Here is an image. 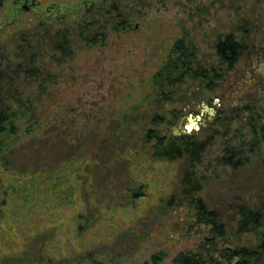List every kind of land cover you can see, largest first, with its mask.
Listing matches in <instances>:
<instances>
[{
  "label": "rangeland",
  "instance_id": "1",
  "mask_svg": "<svg viewBox=\"0 0 264 264\" xmlns=\"http://www.w3.org/2000/svg\"><path fill=\"white\" fill-rule=\"evenodd\" d=\"M100 1L7 0L0 4V46L15 48L13 58L16 59L21 34L40 19L50 15H69L77 10L70 16L74 18L88 5ZM131 1L133 7L143 5L137 4L140 0ZM24 4L29 5V10L23 8ZM142 11L134 16L135 29L131 32L111 31L107 44L83 48L71 65L54 66L62 76L51 88L52 97L45 101L41 126L24 134L23 125L20 137L15 138L12 152H9L11 164L7 167L0 159V264H90V260L83 257L88 252L98 253L100 259L108 262L120 260L122 264H154L153 256L161 258L159 264H174L176 257L183 252L201 250L210 253L206 248L212 246L205 237L213 235L211 225L197 223L194 210L188 207L190 205L170 211L159 208V200L175 192L181 184L186 166L184 161L149 163V152L130 151L129 146L122 148L113 160L115 138L112 133L125 113L131 112L140 118L141 113L152 109L147 102V105L140 102L150 90L153 73L167 59L168 48L184 33L194 38L206 63L216 61L220 64L216 43L218 37L230 33L238 35V39L247 33L257 35L251 39L261 38L264 51V0H152ZM246 57L243 54L240 59ZM229 82L221 79L213 91L206 90L203 96L213 99L216 94H223V100L227 98L220 109L230 110L224 116L233 122L231 127L221 121L210 127L215 116L208 117L210 122L205 125L199 122L200 127L196 124L188 132L200 139L211 140L206 156L197 166L203 180L198 195L210 209L222 214L227 227L226 236L217 237L218 250L209 255L213 264L241 261L239 255L224 260L225 246L237 249L236 246L252 245L258 248L260 237L257 232L234 235L237 211L241 203L264 208V138L260 139L257 151H253V137L246 134L243 114L235 116L231 102H228L230 92L235 89V85ZM254 93L260 96L258 110L262 114L258 122L264 124V79ZM249 95L240 92L232 104L247 102L251 99ZM133 104H139L137 109H133ZM189 113L182 116L184 124H190L186 119ZM182 117L176 124L182 131L180 134L185 133L179 125ZM135 125L132 121V132ZM241 126L245 128L243 132L239 130ZM174 127H171L173 133ZM260 128L258 133L264 137V128ZM106 134L109 139L102 142ZM95 135L97 140L89 142ZM232 138L234 142L230 143ZM78 143L83 149L90 147L85 154L81 151L76 162L81 163L77 172L81 176L80 194L61 185H52L50 193H43L41 188L47 181L42 175L32 179L35 196H28L30 192L22 190L27 181L24 180L23 166L39 163L49 167L65 163L61 167L68 168L66 160L72 158V149L75 150L74 145ZM248 147L253 152L246 150ZM233 152L241 158L232 159L230 164H217L219 156ZM236 160L240 162L239 166L233 165ZM96 163H108L102 170L106 178L101 175L96 181L98 186L87 178L88 170L95 168ZM129 167L133 173L131 178L144 183L147 194L137 201L138 205L121 208L125 200L116 201L115 196L121 185L131 179ZM67 168L62 174L69 175L74 170L71 166ZM61 170L52 176H57ZM51 180L56 181L53 177ZM99 186L102 190L96 195ZM96 197L102 200L96 202ZM81 211L84 216H94L85 229H78L80 220L75 217ZM143 215L142 222L148 219L147 226L152 227L146 238L136 236L131 230L136 226V219ZM261 228L264 231V227ZM204 243L206 248H203ZM257 264H264V261Z\"/></svg>",
  "mask_w": 264,
  "mask_h": 264
},
{
  "label": "trees",
  "instance_id": "2",
  "mask_svg": "<svg viewBox=\"0 0 264 264\" xmlns=\"http://www.w3.org/2000/svg\"><path fill=\"white\" fill-rule=\"evenodd\" d=\"M5 1L7 0H0V4ZM132 3L131 0H110V2L101 0L88 5L74 18L70 16L77 10L71 11L69 15H50V17L42 18L36 25L21 34L20 43L17 42L16 59L13 58L15 48L11 50L4 44L0 46V159L7 167L11 164L9 152H12L15 138L20 137L22 126L25 125L24 134L34 132L41 126L45 101L52 97L54 92L51 88L59 83L60 76H62V72L54 69V66L65 63L71 65L83 48L92 49L100 44H107L111 31L129 33L135 29L134 16L142 13L144 6L151 4L152 0H140L137 4H143L141 7H133ZM23 8L29 10V5L24 4ZM236 39H238V35L235 33L227 34L223 38L218 37L216 49L220 64L216 61L206 63L200 56V49L194 38L188 33H184L168 48L167 59L153 73L150 79V90L145 92V98L140 102L141 105L147 102L152 106V109L141 113L140 118L133 116L131 112L125 113L118 128L112 133L115 138L112 143L114 146L113 160L117 153L122 151V148L129 146L130 151L140 149L139 151L149 152L147 158L149 163L157 160L184 161L186 166L181 184L175 189V192L168 197L163 196L159 200V208L170 211L180 206L190 205L188 207L190 209L192 207L194 210L197 223L211 225L213 235L206 236L205 240L210 243L212 248L204 247L205 243L203 245V248L207 249L206 252L210 253L218 250L217 237H224L227 234L222 214L216 209H210L203 198L198 195L202 190L203 180L198 174L197 166L206 156L211 140L200 139L190 133L177 135L172 132L171 127L178 123L179 118L196 108L195 104H199L204 99L203 95L206 90L213 91L220 83L226 74V69L222 66L225 62L230 64V68L234 67L233 64L238 60L240 53L239 43ZM52 101H56V99H52ZM138 106L139 104L132 105L133 109H137ZM236 110L239 115H242L246 110L253 111L254 109L248 106H239ZM225 114L226 111H221L214 122L209 124L210 127L221 121L230 128L233 122L227 119ZM249 115H243L244 126L247 129L246 134L253 137V144H251L253 151H257L259 143L264 138L258 132L261 130L260 126L264 128V124L258 122L261 116L258 117V120H254L252 114ZM132 121L136 123L133 132L130 127ZM244 129L243 126L239 128L241 132ZM216 135L214 134V138ZM97 138L95 135L89 142H95ZM102 139V142H105L109 137L106 134ZM233 140L234 138L230 139V143L234 142ZM79 143L74 145L75 150L72 149V158L66 160L68 168L61 167L65 163H56L49 167L39 163L23 166L22 168L26 172L24 180L27 181L25 182L26 187H23L22 190L30 192L28 196H35L32 179L42 175L47 181L45 187L41 188L43 193H50L52 185H57L63 188L68 187L72 193L80 194L81 176L77 172L81 163L77 164L76 162L81 151L85 154L90 147L83 149ZM246 150L252 151L250 147ZM66 151L63 153L65 154ZM236 157L238 160L241 158L237 152L227 153L216 159L217 164H226V162L230 164V161ZM238 160L233 163L234 166H239ZM46 163H49V160H46ZM99 164L96 163L95 168L89 169L87 174L88 181L96 186H98L96 181L101 178V175L104 179L106 178L102 170L107 167L108 163ZM70 166L74 167V170L69 175L62 174L63 170L69 169ZM58 169L62 170L57 176H52ZM129 169L131 178L133 173L130 167ZM127 171L129 172L128 169ZM49 174L50 176H48ZM51 177L56 181H52ZM131 179L121 185L115 196L116 201L125 200L120 205L121 208L132 207V205L134 207L137 201L147 194L144 183L137 182L135 178ZM51 182L55 184H50ZM101 190V186L97 187L96 195ZM101 200L96 197V202ZM237 214L234 235L242 236L252 231L257 232L260 237L259 246L254 248L252 245H240L236 246L237 249L225 246L223 248L226 254L223 255V259L229 260L232 256L239 255L241 261L235 264L263 262L264 231L261 227H264V208L251 207L246 203H241L238 205ZM75 217L77 221L80 220L78 226L80 229L88 228L94 216H84L81 211ZM143 217L144 215L137 218L136 226L131 228L132 232L140 238H146L152 231V227L147 226L148 219L142 222ZM210 253H203L201 250L183 252L176 257L174 264H213L209 257ZM98 255L95 252H88L83 257L90 260V264H122L120 260L108 262L100 259ZM153 259L154 264L161 262L159 256H153Z\"/></svg>",
  "mask_w": 264,
  "mask_h": 264
},
{
  "label": "flooded vegetation",
  "instance_id": "3",
  "mask_svg": "<svg viewBox=\"0 0 264 264\" xmlns=\"http://www.w3.org/2000/svg\"><path fill=\"white\" fill-rule=\"evenodd\" d=\"M254 30L256 32L255 28ZM245 31L248 32L249 27L245 29ZM256 36L257 35L245 34L242 37V39H236L240 47L238 61H236L233 64L234 67L232 66L231 68L228 62H225L222 65L224 69H226V74L223 77V81L226 83V82H229L230 80L229 84L235 85V89H233V91L230 92V95L228 98V102H231L230 105L233 107L231 110L235 112L234 114L235 116H241L238 114L236 110L237 107L239 106L247 107L248 106L250 108H253L254 109L253 111L246 110L245 112H243V115L248 116L249 114H252V118L254 120H258L259 119L258 117H260L262 114L261 111L258 110V107H259L258 100L260 99V96L257 93H254V91L256 90L258 85L261 83V80L264 79V51L261 49L262 48L261 41H260L261 38L251 39V37L255 38ZM262 37H264V35ZM243 54H246L247 57L245 59H240L241 56H243ZM241 65H242V68H241ZM231 69H234V70H231ZM242 91L247 92V94H251L249 95L251 99L248 100L247 102H242V103L237 102L236 104L233 105L232 101H235L238 98L240 92ZM225 99L227 98H224V100ZM224 100H223V94H216V96L213 99H211V97L204 96V99L199 103V106L196 107L197 110L196 109H195L196 111L192 110L189 113V115L193 113V116L197 121V126L200 127L201 125L199 124L205 125L207 124V122H210L208 120V117L211 119L215 116H218V113L220 114L221 111H226V112L229 111V109L228 110H221L222 108L220 109ZM225 104L226 102L224 103V105ZM211 107H214V110H215L214 114L210 113L209 109ZM205 114H207V117L205 116ZM183 118L184 117L180 119L179 125L182 124L186 128V124H184ZM186 119H188V117Z\"/></svg>",
  "mask_w": 264,
  "mask_h": 264
},
{
  "label": "water",
  "instance_id": "4",
  "mask_svg": "<svg viewBox=\"0 0 264 264\" xmlns=\"http://www.w3.org/2000/svg\"><path fill=\"white\" fill-rule=\"evenodd\" d=\"M210 113L211 114H214V112H215V110H214V107H211L210 109ZM199 117V116H198ZM188 119H189V121H190V124H188V123H186V128L182 125V124H180L181 125V127H182V130L185 132V133H188L196 124H197V121H196V119L194 118V116H193V113H191L190 115H189V117H188ZM174 132H175V134H177V135H180V133L182 132V131H180L179 129H178V127H177V125H175V127H174Z\"/></svg>",
  "mask_w": 264,
  "mask_h": 264
}]
</instances>
